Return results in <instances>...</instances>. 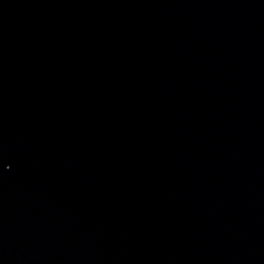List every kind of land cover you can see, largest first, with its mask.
<instances>
[{"label":"water","instance_id":"1","mask_svg":"<svg viewBox=\"0 0 264 264\" xmlns=\"http://www.w3.org/2000/svg\"><path fill=\"white\" fill-rule=\"evenodd\" d=\"M0 264H264V0H0Z\"/></svg>","mask_w":264,"mask_h":264}]
</instances>
